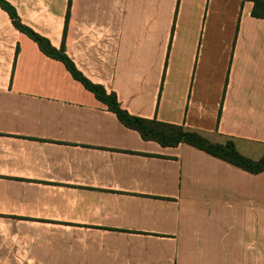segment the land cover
<instances>
[{"label":"crops","instance_id":"1","mask_svg":"<svg viewBox=\"0 0 264 264\" xmlns=\"http://www.w3.org/2000/svg\"><path fill=\"white\" fill-rule=\"evenodd\" d=\"M5 1L131 115L264 156L253 2ZM0 264H264V172L143 140L0 6Z\"/></svg>","mask_w":264,"mask_h":264},{"label":"trees","instance_id":"2","mask_svg":"<svg viewBox=\"0 0 264 264\" xmlns=\"http://www.w3.org/2000/svg\"><path fill=\"white\" fill-rule=\"evenodd\" d=\"M242 1L243 3L247 1L253 2L252 16L264 19V0ZM0 6L9 14L16 28L35 40L41 50L48 56L62 61L76 80L80 81L96 98L106 104L124 126L136 130L143 140L157 142L162 147H177L180 144H189L248 173L256 175L264 172V156L258 160L245 157L238 152L232 141H227L224 145L215 144L197 132L187 130L181 125L131 115L121 107L116 94H108L103 86L92 83L78 71L75 64L66 55L63 47L60 50L53 48L46 39L22 25L16 10L5 0H0Z\"/></svg>","mask_w":264,"mask_h":264}]
</instances>
